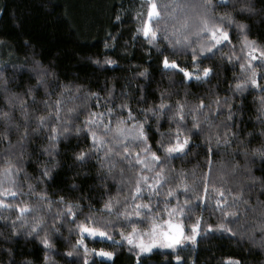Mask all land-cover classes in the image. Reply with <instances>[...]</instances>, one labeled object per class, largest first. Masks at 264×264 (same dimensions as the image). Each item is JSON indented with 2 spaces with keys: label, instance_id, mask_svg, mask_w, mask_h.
<instances>
[{
  "label": "trees",
  "instance_id": "1",
  "mask_svg": "<svg viewBox=\"0 0 264 264\" xmlns=\"http://www.w3.org/2000/svg\"><path fill=\"white\" fill-rule=\"evenodd\" d=\"M155 2L150 43L138 31L145 0H0V174L15 173V197L0 207V264H264V158L254 154L264 147V60L245 46L264 49V0H249L251 13L236 0ZM201 19L228 33L211 52L200 48ZM165 57L178 67L166 69ZM249 63L259 86L238 90ZM121 121L142 125L144 140L119 145ZM177 132L189 142L168 155ZM151 152L160 159L141 169ZM137 205H147L139 216ZM173 209L186 233L202 217L193 247L141 255L123 242ZM86 222L108 238L84 237L87 254L74 247Z\"/></svg>",
  "mask_w": 264,
  "mask_h": 264
},
{
  "label": "snow or ice",
  "instance_id": "2",
  "mask_svg": "<svg viewBox=\"0 0 264 264\" xmlns=\"http://www.w3.org/2000/svg\"><path fill=\"white\" fill-rule=\"evenodd\" d=\"M147 9H148L147 10L148 20H146L144 22L143 27L141 29H138V31H142L146 37L150 36L151 39L149 40V42L151 43L153 40L156 39V35H157V33L152 29L151 20L158 17L160 15V12L158 11V5L156 4L155 0H148ZM240 28L243 29L244 26L241 25ZM201 33H207L208 34L206 37V39L208 40V43H206V44L202 43L201 44V46H200L201 51L211 52L213 50V48L216 47V45H219L223 41L228 40V33L226 31H224L223 28H221L217 25H211L210 26L209 22L206 19L200 20L197 35H199ZM245 46L249 49V52H248L249 57H252L253 59H255L256 57H255L254 53L259 52L260 58L262 60H264V49L259 48L255 44V41H251V40H248L247 38H245ZM164 66L165 67H172V68L178 67V65L176 64L175 61L170 62L167 57L164 58ZM241 68L245 69L246 71H249L250 74L246 77V79H245V81H243V83H238L236 85V88L238 90H242L243 85L248 84V83H250L253 87H258L259 85L257 84V80H256V69H255V67H253L251 65V63H249L248 65L241 64ZM180 71H182L184 73L185 77L191 76V73H189L188 71H186L182 68L180 69ZM211 71L212 70L208 67L203 68V70H202L203 77L209 76ZM140 74L144 75V73H140ZM196 78L200 79L201 77L198 76ZM21 104H23V101H21ZM164 107H165V105L162 103L160 105V108L163 109ZM260 107H261V111L264 112V96H262L260 98ZM182 118L183 117L181 116V119ZM44 119H45V117H41L40 118L41 122H43ZM122 124H123V121H121L119 124H117L116 129H115L116 132H122L123 131V129L120 126ZM193 127H197V125H193ZM53 131H55V129H53ZM137 134L140 138L144 137V131H143L142 125L137 126ZM93 136L95 137L94 133H93ZM175 139H176V143L166 149V151L168 153L183 151L189 142L187 137H185L183 139V141H181L179 132H177ZM225 143H227V140H225ZM53 147H55V145H53ZM147 151H150V149ZM254 154L260 156L261 158H264V147H262L261 149L255 150ZM84 155L85 154L83 152L77 154V159H82L84 157ZM151 158L153 160H159L160 159V157L155 152H151ZM142 162L143 161H141L139 159L137 160V163H142ZM11 167L12 166L9 165V167L4 170L5 173L10 175ZM44 175H49V171L46 170L44 172ZM145 180H146V178H145ZM29 187H32V186L29 185ZM204 190H205V192H207V185H205ZM136 191L137 192L140 191V188L138 186L136 188ZM168 194L172 195L171 192H169ZM0 195H15V193L12 192L11 189L6 188V189H3V191H0ZM220 195L223 196V193H220ZM217 205H218V207L226 206V204L221 205V202L219 200L217 201ZM5 206H7V205H5L3 201H0V207H5ZM111 207H112L111 202L105 203V208L111 209ZM140 207H147V205H137V211L135 212V214L137 216L140 215V212L138 211V209ZM19 211L21 214H23L24 212L28 211V206L25 205L23 207H20ZM172 211L175 212L178 210L173 209ZM67 212L69 214H73V205L68 204ZM180 214H183L182 210H180ZM170 215H171V212H170ZM225 215H227V213H225ZM19 218L20 217H18V219ZM201 222H202V217H199V216L196 217L195 222L191 226L192 234L190 236L184 235L183 226L180 223H173L171 221L165 222L167 224L166 230L161 229L158 225H156L154 223L152 226V230L149 233V236L151 237L150 242L145 243V241L143 239H140L139 243H137L136 246L139 248L141 253H146V252H150L152 250V248L157 244H159L161 247L171 248V247H174L175 245L182 243L184 240L195 241L197 235L199 234V228H200ZM39 225H40V220H38V219L35 220L31 226V230L28 232V235H32L34 232H37ZM224 227H225L224 224L217 225V228H224ZM78 229L81 233H87L88 235H91V236H97V235H99L101 237L107 236V232L104 231L102 229V227L89 226V224L87 222L79 224ZM135 231H136V229H133V233H135ZM109 238H111V237H109ZM40 239H41V242L44 244L45 247L50 248L52 246L50 243V240L48 239L47 236L41 237ZM124 239H126L129 244L135 243V240L133 238V234H129L128 236H124ZM77 246H83L84 250H85V254H87L88 249H87L86 245H84L83 237H81L80 239H78L76 241V245L74 247H77ZM68 255H72V253L69 252ZM98 255L107 256L110 258L113 255V253L100 250ZM46 259H47V257H46ZM177 259H179V257H177ZM84 264H87V260H85Z\"/></svg>",
  "mask_w": 264,
  "mask_h": 264
},
{
  "label": "rangeland",
  "instance_id": "3",
  "mask_svg": "<svg viewBox=\"0 0 264 264\" xmlns=\"http://www.w3.org/2000/svg\"><path fill=\"white\" fill-rule=\"evenodd\" d=\"M148 2V0H145ZM221 3H225L227 0H219ZM146 18L148 20V17L146 15ZM144 35V34H143ZM145 36V35H144ZM146 37V36H145ZM255 55V59H253L252 57H250L253 61L254 60H257L260 58V55L258 53H254ZM165 67V66H164ZM166 69H171L172 67H165ZM188 80L191 79V77H186ZM202 78H205V77H202ZM123 129L122 132H117V143H119V145L121 144H124V143H129V142H138L139 140L143 141L144 140V137L143 138H140L137 134V127L135 126H132V127H121ZM181 141H183V139L181 138L180 139ZM186 148V147H185ZM185 150V149H184ZM183 150V151H184ZM183 151H178V152H172V153H168V155H177V154H180L182 153ZM141 161H143L142 163H139L141 165V169H151L152 167V163L153 162H156L157 160H153L151 158V155L149 154H144L141 158H140ZM15 179V173H14V170L11 169L10 170V175L3 172L0 174V191H3V189H11L12 192L13 191V181ZM12 197H15V195H0V201L2 200H5V199H8V198H12ZM182 214H180V211H175V212H171V215L169 214L167 219L160 223V224H156L158 225L161 229H164L166 230L167 229V224L165 222H168V221H171L173 223H180L182 224V222L180 221V218H181ZM183 226V224H182ZM152 230V227L145 231V232H135V233H132L133 234V238L135 240V243L134 244H129L127 242L126 239L123 238V242L131 247V248H134L136 249V251L141 254V255H144V254H148L154 250H176L178 248H181V247H186V246H190V247H193L195 245V242L197 240V237L195 239V241L193 240H184L182 243L178 244V245H175L174 247H161L159 244L155 245L152 250L150 252H146V253H141L139 248L136 246L137 243H139L140 239H143L145 241V243H148L150 242L151 240V237L149 236V233L150 231ZM183 230H184V235L186 236H190L192 234V230L190 231V233H186L184 227H183ZM80 236L81 237H90V238H96V239H100V240H107V236H104V237H101L99 235L97 236H91V235H88L87 233H81L80 232ZM128 236V235H127ZM99 252H96V253H93V255H95V257L99 258V259H106V260H111L112 256L109 258L107 256H101V255H98ZM92 257V255H89L87 256V259H90Z\"/></svg>",
  "mask_w": 264,
  "mask_h": 264
},
{
  "label": "clouds",
  "instance_id": "4",
  "mask_svg": "<svg viewBox=\"0 0 264 264\" xmlns=\"http://www.w3.org/2000/svg\"><path fill=\"white\" fill-rule=\"evenodd\" d=\"M236 3L238 4V8L236 10L240 12L251 13L253 11V9L248 6L249 0H236ZM241 25L244 26V28L247 27L246 24H239L238 27Z\"/></svg>",
  "mask_w": 264,
  "mask_h": 264
}]
</instances>
